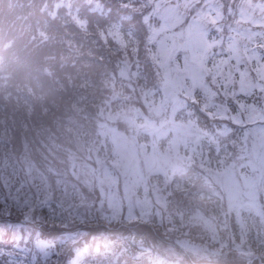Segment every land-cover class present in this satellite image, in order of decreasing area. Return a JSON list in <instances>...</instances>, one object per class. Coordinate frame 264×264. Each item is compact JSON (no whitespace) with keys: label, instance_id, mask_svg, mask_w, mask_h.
Returning <instances> with one entry per match:
<instances>
[{"label":"snow or ice","instance_id":"snow-or-ice-1","mask_svg":"<svg viewBox=\"0 0 264 264\" xmlns=\"http://www.w3.org/2000/svg\"><path fill=\"white\" fill-rule=\"evenodd\" d=\"M163 4L168 40L187 54L194 72L229 82L236 73L243 75L245 62L264 68V0H240L235 10L229 5L227 14L220 0ZM11 215L9 208L0 209V264H37V253L46 260L41 241L22 231L26 221L13 222Z\"/></svg>","mask_w":264,"mask_h":264},{"label":"rangeland","instance_id":"rangeland-1","mask_svg":"<svg viewBox=\"0 0 264 264\" xmlns=\"http://www.w3.org/2000/svg\"><path fill=\"white\" fill-rule=\"evenodd\" d=\"M183 68L185 69V71L182 74H180L179 76H177L176 78H178V79L180 78L181 80H183V78L184 79H189L190 82H192V81L194 82L195 81L194 79L198 80V77L200 76V73H196V72L192 71V68H190L189 65L188 66H183ZM171 69H173L172 72L173 71H176L173 66L171 67ZM166 72H168V70ZM203 73L204 72H202V74ZM165 78L166 79H170L172 82L174 81L173 79H175V78L172 77V74H169V73H165ZM165 107L166 106H164V108ZM251 107L252 106H247V107H244V109H246L249 112V111H251ZM254 112H255V110H254ZM180 129L181 130H185L182 126L180 127ZM105 135H106V133H102L101 134L102 137H104ZM254 138H256L255 141H254ZM179 141L180 142H183L181 138L179 139ZM187 141H190V140H187ZM187 141L184 142L185 145L186 144L189 145ZM249 141L251 142V145H257V146H256V149H252L251 150L252 155H250L248 157V160H251V163H254L255 164L253 166V169H256L257 171H260L262 168H264V127H261V129H259V131L257 133L253 134L249 138ZM95 159L97 161L100 160L98 158V156L95 157ZM240 167H241V165L237 166V168H240ZM84 168H85V166H83L82 171L84 170ZM235 173H236V171H235V169H232V167L230 169H227L226 170V175L230 179V182H231V185L233 187L234 193L236 195L239 194L242 197V201H240L241 202V205L243 207H245V208L248 207V209H249V205L251 204L250 198L253 197L252 190H251L250 185H249L250 178L247 177V176H245L241 172H237L238 176L236 178L235 177ZM104 176L108 177L109 175L107 174V172H104ZM77 181L79 182L78 184H80L81 187H85V188L88 189V183H87V181H85L83 179L82 176H81V178L79 176L77 178ZM69 182L72 183L71 188H70V191H72L74 188L77 187L75 185L76 182H74L72 179L69 180ZM241 183H242V185L245 186V188L242 189V190L240 189ZM108 194H109V191L108 190L107 191H103V189H101V194H100L101 195V198L105 199L108 196ZM121 194L123 196L124 190L121 191ZM231 197L234 198V200L236 199V196H234V195H231ZM127 201L129 202V204H130V206L132 208H134L136 206V204L135 203L133 204V202H131L130 200H127ZM206 228H207V225H206ZM168 240L170 241V238ZM185 245L186 244L183 243L182 241L180 242V241H177V240H173L172 243L169 245L168 248L162 247V246L159 247V248L162 250L163 253H165L168 256H171L174 259V261H177L180 258L183 259V260L186 259L185 252H183V250H185V248H186ZM180 248H182V249H180ZM195 255H197V257H199L200 260H202V258L204 257V252H201V253H196L195 252ZM206 256H207L206 260H212L213 259V258H211L208 255H206ZM174 261H169V262H166L165 264H176V262H174ZM178 263H180V262H178ZM180 264H188V263H186V261H184V262H182Z\"/></svg>","mask_w":264,"mask_h":264},{"label":"trees","instance_id":"trees-1","mask_svg":"<svg viewBox=\"0 0 264 264\" xmlns=\"http://www.w3.org/2000/svg\"><path fill=\"white\" fill-rule=\"evenodd\" d=\"M19 1L20 0H0V9H7V7H9V6H11V5H13V4H15V3L19 2ZM220 2L224 5L225 14H227V9H228L229 5H231L233 10H235L237 5H238L237 2L230 1V0H220ZM29 4H33V1L29 2ZM230 18L231 17H228V19H230Z\"/></svg>","mask_w":264,"mask_h":264}]
</instances>
